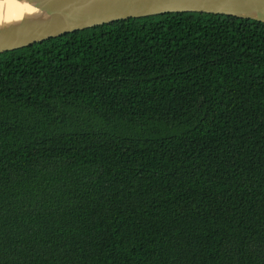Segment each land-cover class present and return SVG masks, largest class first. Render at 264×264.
<instances>
[{"label":"trees","instance_id":"trees-1","mask_svg":"<svg viewBox=\"0 0 264 264\" xmlns=\"http://www.w3.org/2000/svg\"><path fill=\"white\" fill-rule=\"evenodd\" d=\"M0 264H264V23L168 13L0 54Z\"/></svg>","mask_w":264,"mask_h":264},{"label":"water","instance_id":"water-1","mask_svg":"<svg viewBox=\"0 0 264 264\" xmlns=\"http://www.w3.org/2000/svg\"><path fill=\"white\" fill-rule=\"evenodd\" d=\"M168 13L264 23V0H0V54L117 21Z\"/></svg>","mask_w":264,"mask_h":264}]
</instances>
